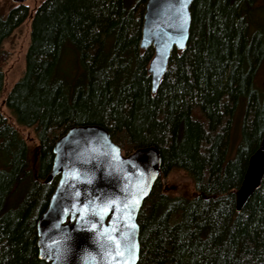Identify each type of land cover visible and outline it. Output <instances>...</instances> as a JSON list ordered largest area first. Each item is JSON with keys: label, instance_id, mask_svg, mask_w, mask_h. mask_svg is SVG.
Segmentation results:
<instances>
[{"label": "trees", "instance_id": "16d2710c", "mask_svg": "<svg viewBox=\"0 0 264 264\" xmlns=\"http://www.w3.org/2000/svg\"><path fill=\"white\" fill-rule=\"evenodd\" d=\"M258 2L194 0L187 46L172 51L155 93L147 71L154 48H140L146 0L130 8L124 0H42L32 13L21 3L0 15L1 62L3 42L31 14L25 69L4 99L15 123L0 110V264H49L38 256L36 223L56 185L45 182L53 144L84 124L103 126L124 155L145 146L161 153L137 217V264H264V177L235 209L264 130ZM3 84L0 68V93ZM240 104L241 138L229 159ZM19 127L34 130V149ZM173 169L188 174L189 192H164Z\"/></svg>", "mask_w": 264, "mask_h": 264}, {"label": "water", "instance_id": "95a60500", "mask_svg": "<svg viewBox=\"0 0 264 264\" xmlns=\"http://www.w3.org/2000/svg\"><path fill=\"white\" fill-rule=\"evenodd\" d=\"M193 1L146 0L140 48H154L147 68L153 93L172 51L187 46ZM161 164V153L154 146L124 155L103 126H70L53 144V161L45 178V182L57 180L36 223L39 258L49 264H137V217ZM263 177L264 130L235 192L237 212L259 189Z\"/></svg>", "mask_w": 264, "mask_h": 264}, {"label": "rangeland", "instance_id": "374dc122", "mask_svg": "<svg viewBox=\"0 0 264 264\" xmlns=\"http://www.w3.org/2000/svg\"><path fill=\"white\" fill-rule=\"evenodd\" d=\"M42 0H27L24 2L29 10L40 4ZM137 0H124L126 8L135 5ZM259 4L264 5V0H259ZM17 5L12 0H0V15L6 14L13 6ZM30 20L31 14L12 32V34L3 42V49L7 51L8 56L0 62V68L4 73V84L0 93V110L12 123H15L10 111L6 108L4 99L12 88L13 84L22 76L25 69V55L30 42ZM258 83L262 81V73L257 77ZM262 83V82H261ZM264 86V84H263ZM243 105L240 104L233 117L232 127L230 130V146L228 158H234L236 147L241 138ZM20 132L26 138L28 144L34 149L36 137L32 128L19 127ZM32 167L36 162H31ZM164 192L170 195H176L179 192H189L192 189V182L188 174L180 169L171 170L165 178L162 179ZM20 198L13 196L10 204L16 205Z\"/></svg>", "mask_w": 264, "mask_h": 264}, {"label": "snow or ice", "instance_id": "6c2138e0", "mask_svg": "<svg viewBox=\"0 0 264 264\" xmlns=\"http://www.w3.org/2000/svg\"><path fill=\"white\" fill-rule=\"evenodd\" d=\"M121 255H122V253H121Z\"/></svg>", "mask_w": 264, "mask_h": 264}]
</instances>
